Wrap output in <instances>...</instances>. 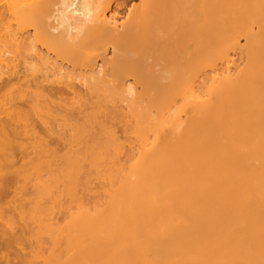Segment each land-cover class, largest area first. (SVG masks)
<instances>
[{"label":"bare ground","instance_id":"obj_1","mask_svg":"<svg viewBox=\"0 0 264 264\" xmlns=\"http://www.w3.org/2000/svg\"><path fill=\"white\" fill-rule=\"evenodd\" d=\"M259 2L226 21L187 0H140L121 23L116 0H36L10 14L47 19L7 35L46 64L29 74L45 89L0 116V200L12 179L31 185L18 214L37 264H264Z\"/></svg>","mask_w":264,"mask_h":264},{"label":"rangeland","instance_id":"obj_2","mask_svg":"<svg viewBox=\"0 0 264 264\" xmlns=\"http://www.w3.org/2000/svg\"><path fill=\"white\" fill-rule=\"evenodd\" d=\"M36 0H0V116L7 111V109L13 104V101H18L19 97L24 95L28 90L32 93L43 92L45 87L41 84H32V78L29 76L31 74L30 68L36 72V70L46 68V64H39V61L33 57L31 51L27 48L17 49L14 46L7 44V35L10 33V29L19 28V29H28V32H32V27L35 25H42L44 20L38 18L35 14H20L16 15L10 19V14L15 11H19L24 4H29L35 2ZM117 2L125 1V7L120 12L119 17L117 18V23L126 21L132 14V10L137 8L140 0H116ZM193 4L199 3L202 6H205L209 9L211 15L223 19L226 21L233 16H239L247 13L248 9L252 7L253 0H187V3ZM255 10L251 12L252 14H259L264 9V2H259L255 5ZM54 7L52 4H47L45 6V12L47 14L52 13ZM250 12V11H249ZM9 24H7V21ZM51 19H49V22ZM33 33V32H32ZM231 65L229 71L232 73L237 67H240L243 64L244 57L242 53L238 50L231 53ZM5 59V61H3ZM8 66V68H7ZM26 67L29 69L26 70ZM10 69L9 73L8 70ZM12 71L18 73V77L14 79L15 76L11 75L9 82L7 80L8 74ZM39 74V72H38ZM63 99L69 101L71 96L64 94ZM3 158H0L2 160ZM7 158H4L0 161L1 168L0 178H3V174L7 172L6 169L9 168L7 165ZM5 160V161H4ZM15 160L17 161L16 166L21 165L20 155L15 154ZM5 168V170H4ZM2 171V172H1ZM5 172V173H4ZM8 174V172H7ZM9 181V178H7ZM7 181V182H8ZM14 181V182H13ZM10 182V181H9ZM12 182V183H11ZM10 184L7 186V195L0 200V219H7V248L0 250V260H5L7 258L8 264H37L36 260L29 255V241H25L24 238L29 239L30 233L28 235L27 230L24 228L23 220L21 215L18 212L22 213V209H19L20 202L23 197H31L34 192H32L31 185L24 183L19 180H11ZM24 184H23V183ZM23 184V186H21ZM26 184V185H25ZM11 187V188H10ZM93 188H97V182L93 183ZM24 189V190H22ZM22 190V193H20ZM26 191V192H25ZM24 192V193H23ZM23 195V196H22ZM21 196V197H20ZM92 198V197H91ZM33 199V198H32ZM32 199H29L25 202L26 207L32 204ZM93 199H90L92 202ZM63 203L65 206L70 204V199L68 197L63 198ZM66 219L68 220L66 213H56L53 221L57 223H63ZM4 220V221H5ZM13 224L11 230L9 226ZM23 229V230H22ZM12 236V237H10ZM20 236V238H19ZM15 237L16 240H11ZM11 238V239H10ZM9 239V240H8ZM19 239V241H18ZM12 241V242H11ZM15 241V242H14ZM24 241V242H23ZM9 243V244H8ZM12 243L14 245H12ZM21 248V249H20ZM88 261H93L92 259H87ZM67 264H72L71 260L63 259Z\"/></svg>","mask_w":264,"mask_h":264}]
</instances>
